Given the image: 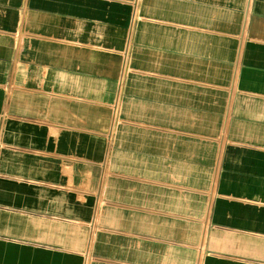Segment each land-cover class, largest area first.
<instances>
[{
	"label": "crops",
	"instance_id": "0c3cea01",
	"mask_svg": "<svg viewBox=\"0 0 264 264\" xmlns=\"http://www.w3.org/2000/svg\"><path fill=\"white\" fill-rule=\"evenodd\" d=\"M0 264H264V0H0Z\"/></svg>",
	"mask_w": 264,
	"mask_h": 264
}]
</instances>
